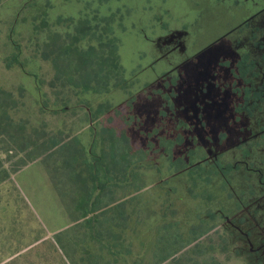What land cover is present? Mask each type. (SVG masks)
<instances>
[{
  "label": "rangeland",
  "instance_id": "374dc122",
  "mask_svg": "<svg viewBox=\"0 0 264 264\" xmlns=\"http://www.w3.org/2000/svg\"><path fill=\"white\" fill-rule=\"evenodd\" d=\"M263 12L264 0H0V90H28L26 107L15 116L28 121L32 142L37 132L40 142L80 140L92 153L97 141L110 167L112 143L125 148L131 142L152 160L140 165L141 193L128 185L112 189L103 204L112 197L114 205L70 226V208L84 193L69 176H87L78 151L24 167L25 154H2L12 174L0 185V264H264V15L242 25ZM60 17L90 24L94 32L85 50L96 48L109 27L104 36L118 47L119 73L129 89L89 97L91 113L110 101L119 117L112 112L91 125L89 109L80 105L61 114L31 105L40 87L51 104L63 97L79 102L50 62L33 59L43 53L38 45L47 32L72 34L58 24ZM9 36L29 58L14 69L5 62L13 49ZM38 68L39 79L31 74ZM171 162L179 170L192 164L218 172L228 184L223 217L199 215L189 194L191 169L168 177ZM167 195L185 227L198 231L154 258L149 224L157 220L154 211L163 212L155 200Z\"/></svg>",
  "mask_w": 264,
  "mask_h": 264
},
{
  "label": "trees",
  "instance_id": "16d2710c",
  "mask_svg": "<svg viewBox=\"0 0 264 264\" xmlns=\"http://www.w3.org/2000/svg\"><path fill=\"white\" fill-rule=\"evenodd\" d=\"M57 22L58 24L68 25L72 34L70 33L62 37L47 32L43 40L39 38L37 40L43 42V44L40 42L38 45V51L42 50L41 52L43 53L39 57L33 59L50 62L53 68L56 69L58 75L57 79L62 81V87L74 92L79 102L71 103L69 97L60 98L59 96L60 100L51 104L50 96L45 91L41 90L40 87L38 88L40 96L33 97L34 100L31 102V105L38 106L42 111L49 110L54 114H61L63 111H67L71 108L73 109L72 111H76L78 105H80L83 110L89 109L85 114L88 124L98 122L101 118L112 112L115 113V116L119 117L120 110H117L115 105L110 101L98 104L96 111L91 113L93 105L89 97L93 94L102 97L109 95L114 90L128 91L129 89L128 83L124 81L119 73L118 47L113 40H107L104 36V32H110L109 27L104 29V32H101L96 48L85 50L82 48V45H84L86 40L92 37L94 32L90 24L86 21L78 22L73 18L66 17L58 18ZM9 40L12 41V37H10ZM13 41L12 52L5 60L7 69L23 66L24 59L29 61V58L23 56L24 51L22 46L15 42V40ZM22 57H24V59ZM31 74L39 79V68L31 71ZM94 83L101 87L97 88ZM76 90L78 91L76 92ZM27 94L28 90L24 87H20L17 93L16 91L14 92L6 89L0 90V142L7 143L3 149H0V185L9 180L12 174L5 168L2 154H8L13 151L25 154L27 160L22 164L24 167L45 156H55L58 152L63 153L73 149L78 151L82 162L81 166L85 167L87 176L85 177L82 174H78L76 171H74L75 173H73V176H69L72 185L76 182L78 187L82 188V193H84L77 199L76 207L73 209L70 208L68 215L72 222L75 223L87 219L114 205L115 199L112 197L109 202L105 203V205L103 204L106 197L108 198V196L113 195L112 189L128 185L132 187V190L137 192V194L145 189V185H142L145 181L143 177L145 173L140 169V165L147 161L151 163L152 160L143 156L147 155L149 151L136 149L131 142H127V147L125 148H122L121 144L118 145L117 143L116 145L112 143L110 146L112 150L110 158L113 160L111 162V167L108 163L109 160L107 161L105 159V153L102 150L98 151L100 142L98 146V144L95 143L97 141L90 146V149L93 148L92 153H90L89 149L87 150L88 147L83 146L81 143L82 141L78 138L79 141L73 143V146L59 139L56 140V138H51L49 142H40L41 139L37 132H33L37 137V142H32L33 136L27 129L28 121L23 118H16L15 116L17 110L26 107L25 98L29 97ZM53 96H56V94H53ZM90 154L92 156L94 155V161L90 159ZM168 159L171 161L173 156H170ZM170 165L173 168V174L168 177H176L181 171L191 169L187 174L189 194L195 201V207L201 217L206 216L213 220H216L217 217H223L219 215H222V210H226V202L222 201L221 196L223 192H227L228 184L224 179L222 180L220 178V175L215 169L205 173L204 166L192 167V164H189L183 170H179L174 162H171ZM148 170L153 173L154 177L157 176L154 168H149ZM114 171L115 175L113 176L112 173ZM48 174L50 175L49 171ZM50 177L53 180L51 175ZM216 178L219 179L218 183L216 182ZM152 181L153 179L150 183H152ZM54 187L59 193L56 184ZM59 196L63 199L61 194ZM159 200L161 201V209L163 212L154 211L153 214L157 216V220L149 224V228H151V231L154 232L153 234H155L156 237V244L153 250L155 251L154 258L161 256L169 248L181 244L188 237L196 236L198 231L197 227L194 226L190 228L185 227L182 220L178 218L179 212L174 207L168 195L159 197L155 200V203H158ZM225 200L227 201V198ZM146 206L147 204L144 205V207ZM220 207L221 210H219ZM238 211L239 206L238 209L235 210H231L230 208L229 215L227 213L226 218L236 215ZM125 214L126 212L122 215L125 216ZM152 217L153 216H151V219ZM203 223L209 226L208 222L205 221ZM209 228L213 231L217 228V224ZM194 251L200 252L201 249L197 245Z\"/></svg>",
  "mask_w": 264,
  "mask_h": 264
},
{
  "label": "crops",
  "instance_id": "0c3cea01",
  "mask_svg": "<svg viewBox=\"0 0 264 264\" xmlns=\"http://www.w3.org/2000/svg\"><path fill=\"white\" fill-rule=\"evenodd\" d=\"M263 15H264V12L261 13V15L259 14V15H255L254 17H248V18L246 19V21H244V22L242 23V25H245V24L247 23V21H248L250 18L253 19V20H256V19H258V18H261ZM91 125H93V123H91ZM85 220H86V219L74 223V222H72L70 219L67 218V219H66V224L70 223V224H71L70 226H74V225H77V224H79V223H81V222H83V221H85Z\"/></svg>",
  "mask_w": 264,
  "mask_h": 264
}]
</instances>
